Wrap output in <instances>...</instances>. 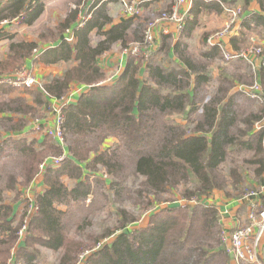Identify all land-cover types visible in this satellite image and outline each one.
I'll return each instance as SVG.
<instances>
[{
  "label": "trees",
  "instance_id": "1",
  "mask_svg": "<svg viewBox=\"0 0 264 264\" xmlns=\"http://www.w3.org/2000/svg\"><path fill=\"white\" fill-rule=\"evenodd\" d=\"M11 1L10 14H0V23L13 19L27 22L29 12L43 5V0ZM102 1H94L85 25L78 26L75 11L51 36L56 40L59 35L71 31L73 42L60 39L56 46L45 49L40 55V59L46 62L74 59L77 63L62 77H54L44 84L43 91L36 94L38 98L45 94L48 102L61 99L73 82L87 89L75 103L63 109L62 127L68 156L61 167L45 169L43 183L47 188L35 202V213L29 219L26 213L16 216L12 205L2 200L0 191V264H36L34 260L40 254L37 244L60 252L57 264H230L229 253L220 235L219 212L215 206L203 202L202 196L214 189H225L228 198H236L261 187L264 135L253 130L260 115L257 110L248 112L247 108L236 106L238 95L231 93L234 80L225 74L217 79L214 90L208 91L210 98L205 101L208 93H203L211 84V72L194 64L193 59L183 54L179 44L175 50L180 53L184 65L164 66L153 57L132 54L119 75L108 81L99 63L102 54L109 51L114 42L120 41L123 47L142 43L144 34L139 17L112 24L106 2L97 7ZM249 1L244 0V4ZM231 2L233 8H240L242 13L241 6L236 5L238 0ZM258 2L264 10V0ZM207 6L203 0H194L192 11L198 12L200 7ZM107 25L110 27L103 30ZM93 29L104 36L96 45L92 44ZM41 38L46 39L45 35ZM207 39L208 35L206 42ZM36 47V43L28 42L11 45L9 58H13V71L24 66ZM222 59L232 61L224 55ZM252 72L264 104V66L256 74ZM253 83L254 78L243 85L249 87ZM8 86L0 83V91L9 92L13 87ZM14 103L18 104L17 101ZM200 107L203 110L198 114ZM15 108L9 110L25 114L30 111L21 104ZM175 115H184L187 123L177 121ZM22 125L20 121L11 129L17 130ZM108 137L119 139L117 149L95 152ZM36 145V142L21 139L13 141L11 147L12 152L22 155L25 184L36 177L47 154L60 155L63 152L62 146L51 137ZM122 149L131 154L133 174L144 178L140 192L147 191L150 195L146 211L148 206L159 205L164 194L178 189L181 184L185 189L180 195L197 196L199 202L158 206V210L149 213L146 226L129 231L125 228L135 219L120 220L117 230L121 231L110 241L103 239L114 234L115 230L107 229L102 234L80 239L69 237L64 225L65 212L58 206L90 193L87 176L79 163H84L86 169L102 164L117 177L112 185L118 184L122 179L115 162L122 160L118 152ZM93 152L97 154L93 156ZM241 162L252 172V184H246ZM119 166L124 169V165L119 163ZM224 166H227V175L222 173ZM68 169L79 180L78 188L69 189L62 181L61 176ZM191 177L197 180L193 187L188 186ZM228 184L232 185V190L226 189ZM262 198L264 200V195ZM259 205L260 209L264 208V202ZM23 229L27 232L25 239L21 236Z\"/></svg>",
  "mask_w": 264,
  "mask_h": 264
},
{
  "label": "crops",
  "instance_id": "2",
  "mask_svg": "<svg viewBox=\"0 0 264 264\" xmlns=\"http://www.w3.org/2000/svg\"><path fill=\"white\" fill-rule=\"evenodd\" d=\"M45 1L47 0L42 1L43 5L39 7L37 10L32 12L30 11L28 14V21L21 23L20 26H16L17 24H14L12 20H4L0 23V39H1L0 53L1 54L6 53V55L2 58H5L6 56L9 55L10 47L13 43H17V42L36 43L37 47L35 50L38 53L32 54L30 58L26 59L24 68L29 73H32L37 80H41V82H44V84H46L49 80H51L54 77H62L69 68L73 67L77 63L74 59L68 61L62 60L56 63L49 61L46 62L40 59L41 56L37 57V55L42 54V52H44L45 49L56 46V43L60 41V39L63 38L68 39V37H66L67 35H70L71 38L74 37L73 33L69 31V33L65 35H59L56 40H52L50 42H45L39 36L37 37V39H35V37L32 34V30H30V28H33L34 22L41 16V14H43L44 12L43 10L45 9ZM91 1L92 0H88V4H91L89 5L90 7L94 4L95 0H93V2ZM138 1H142L141 16L146 15L145 18L147 22L153 21L152 17H154V15H152V13L158 14L162 10L171 9L174 8L175 6L180 13L183 12L186 13L185 25L181 29L178 28L176 22L166 21V20L155 22L153 31L155 33L156 40L153 46V51L149 56H145V57H153L159 64H162L164 66L182 65V64L184 65V63L180 60V53L178 52V50H175L176 44H179V48L183 51V54L193 59L194 64H197L199 67L204 66L211 72L212 80L209 82L211 84H209L208 89H206V91L203 93L204 95H207L208 91L211 92V90H214L215 88L214 86L217 85V79L221 75L225 74L227 76H230L231 79L234 80V86L233 89L231 90V93L238 95L236 99V106L241 109L247 108L245 106V103H243V101L244 98L246 97L248 99V96L246 93L247 91L246 92L244 91V89L246 88L243 87H246L244 86L245 83L248 81H252L253 78L255 79L254 80L255 82L256 78L252 76V74L248 69H247V74L243 75L241 74L242 71L241 68L239 67L234 68L233 65L237 62L245 61L249 63V65H251L253 69H255V71L252 73L256 74V71L260 67H262L261 64L264 61V53L263 56L261 57L251 56L252 62L258 66L257 68H254L253 65L243 57L231 59L232 60L231 62H225L222 59V56L224 55V50L234 53L237 50L243 51L249 48L248 45L251 44L252 42H255L254 44L262 46L264 51V18L262 17L264 15V10L261 8L258 0H250L247 4H244V0H238L236 5L238 4L239 6H241L242 13L240 10V17H238L237 23L234 25L233 31L229 34H226L224 38L221 40V42H215L212 44L206 42L205 38L208 34H210V32L217 30L222 25H224L225 20L229 16L228 13L232 11L234 6V3H232L231 0H228L227 2H224V0H203L209 6L203 8L200 7L198 12L192 11L194 0H191L190 4H184V5H177L176 0H138ZM104 2L106 1L100 2L97 5V7L102 5L101 3ZM113 3L119 5V2H112V3L106 2V6H105L109 16L112 18V24H119L129 17H136V16H128V15H124V17L122 16L117 17L111 14L109 5H112ZM0 5H1L0 9L3 8L0 14H10V11L13 7V6L10 7V5H12L11 0H0ZM89 18H90V14L88 15L87 19H85V21L77 22L78 26L81 27L85 25V22ZM190 21H192V24L188 25V22ZM147 24L145 23L142 24L143 34H144L145 26ZM135 25L136 23L133 24L132 26ZM109 27L110 25L104 26L103 30H107ZM96 35H99L100 37L94 40V37ZM91 37H92V44L94 45H96L100 40L104 39V36L100 35L97 29H93ZM70 41L73 42L74 39ZM256 41H258V43H256ZM114 46H119V48L113 50ZM39 47L41 48L40 52L37 51ZM122 47L123 46L120 41L114 42L111 49L103 53L102 56L99 58V63L106 74V78L107 76L110 75V73L111 76L117 77L119 73L124 69L129 55L123 53ZM37 89H39V91H42L43 86ZM86 89L87 87L82 86L77 82L71 83L70 93L76 91L78 94L75 97V100H73L74 103L78 100L80 94L86 91ZM209 98L210 97L208 93V96H206L205 101H207ZM49 102L51 104H54L55 106L62 105V101H60V99H52V100L50 99ZM258 102H260V105L262 106V109L260 108V111L257 110L259 115L261 116L263 111V104L261 101ZM202 110H203L202 107H200L198 110L199 112L198 114H200ZM28 115L30 114L21 113L18 111L15 112L10 111L9 114H6L4 117L1 118V120L4 118H11L12 120L16 119L17 121H19V123L21 121L23 125L21 129L13 131V132L21 131L20 132L21 134L19 133L18 135L19 137L15 136L16 135L15 133H12L11 134L12 136L10 137L9 134L12 132L11 129L3 130L1 129L3 127L0 128V135L2 134L5 135L2 136V139H0V155L4 153L11 155L12 153H14L12 152L11 147L13 146V141L15 140L22 139V140H26L29 143L36 142L37 143L36 146H38L43 141V139L46 138V135L44 133L42 134V131L38 133L37 130L36 131L33 130L35 129V124L30 121ZM178 121L182 122L183 124L187 123L184 115L179 117ZM39 123L42 126L47 125L48 127H52V126L55 127L54 117L52 115L48 118L40 119ZM253 130L255 131L256 129L254 128ZM7 136L8 138H6ZM110 139L112 138L110 137ZM55 141L57 144L62 146L57 139H55ZM103 144H105V142ZM14 154H18L19 158L21 157V162H22L23 160L22 155H20L19 153H14ZM79 164L83 167L84 176H88L90 169H86L84 163H79ZM21 171H22V164H21ZM252 182H254L253 178H252ZM44 186L45 184L43 183V180H41V182L38 183V187H40L41 189ZM261 186L264 193V177ZM67 187L69 189H72L69 186ZM44 192L45 190L41 191L40 194L42 195ZM263 193L262 192L254 193V195L252 196H247L241 199L237 197L228 198L224 192L215 191V193L214 192L212 193L213 195H215L214 202L212 201L211 197L210 198L204 197L203 201L208 205H212L217 208L220 215V225L222 226L224 231L230 234V232H232L238 226L245 223V221L247 220L248 212L250 211L249 209L251 208L252 204L261 203V201L263 200L262 198L264 195ZM20 204L21 202L19 201L11 204L16 216H20L19 215ZM60 206H58V208ZM263 250H264V240L262 242V247L260 250V258L264 262V256L263 254H261ZM40 256L41 253L38 254L37 258L34 260V263L43 264V263H39L38 261ZM229 257H230L229 259L230 264H246L243 262H238L231 255H229Z\"/></svg>",
  "mask_w": 264,
  "mask_h": 264
},
{
  "label": "rangeland",
  "instance_id": "3",
  "mask_svg": "<svg viewBox=\"0 0 264 264\" xmlns=\"http://www.w3.org/2000/svg\"><path fill=\"white\" fill-rule=\"evenodd\" d=\"M91 2H93V0ZM89 5L91 4H88V0H47L45 1V9L43 10V14H41V16L34 22L33 28H30V30H32V34L35 39H37L38 36L41 38L42 35H45L46 39H44V41L50 42L53 40L51 36L54 33L58 32V27L66 18L70 16L72 12L77 11V22L85 21V19H87L89 15ZM109 8L111 14L117 17H124V13L122 12L120 4L118 5L113 3L112 5H109ZM163 11L165 10H162L158 14L152 13V15H154V17H152L153 21L156 20ZM138 16L140 17V20L141 22H143V24L149 23L145 18L146 15L141 16V14H139ZM231 16L232 12H230L228 18L225 20L224 25H222L219 29L210 32V34H208V38L212 34L214 35L218 32L223 31L226 28V25L229 22ZM12 22L14 24H17L16 26H20L21 24L16 21ZM232 31H230V33ZM66 37L71 39L70 35H67ZM98 37L100 36L96 35L94 37V40L98 39ZM254 43L255 42H252L248 46L251 47L253 45H257ZM256 43H258V41H256ZM118 48L119 46H114L113 50ZM40 49L41 48L39 47L37 51L40 52ZM35 53L38 52H36L35 50L33 51V54ZM140 54L144 56H149L145 55L144 53ZM5 55L6 53H0V83H5L9 86H12L13 88L11 90H8L9 92L7 93H3L2 91H0V128L3 127L1 129L10 130L14 124L19 123V121H17L16 119L12 120L11 118H4L1 120V118L4 117L6 114H9V112L11 111L9 109H16L15 107L21 104V107H23L24 105L25 109L30 108V111L27 114H30L28 115L30 121L35 124V129L33 130H37L38 133L42 131V134L44 133L46 135V138L50 139L51 137L55 140V136L54 134H51V132L49 131V127L47 125V127L42 126L39 123V120L48 118L51 115L55 117L57 114V110L59 111V109L61 110V114H63V109L66 105L59 107L55 106L54 104H51L46 100L45 94L44 96L38 98L36 94L40 91L37 88H41L42 86L44 87V82H41V80H37L32 73H29L24 68V66H22V68L18 70L13 71V58H9L10 53L5 58H2ZM40 55L42 54H38L37 57H39ZM233 67L241 68V74L243 75L247 74V69L251 72L255 71L252 66L245 61L237 62L233 65ZM249 67L251 68V70ZM2 69H7L8 71H2ZM28 74L35 79L32 85L22 83L24 81V76H27ZM109 76H111V73ZM109 76H107V78ZM243 88H246L245 90L248 93V99L246 97L243 101V103H245V106L248 108V112H253V110L260 111V108L262 109V106L258 101H261V99L255 101L256 98L252 96L253 92L251 86ZM70 92L71 90H69L68 93L71 94ZM68 93L66 95H69ZM14 101H17L19 105L14 103ZM174 118L177 121L179 120L178 115H175ZM62 124L60 126V132L62 133L63 141L66 145L64 128L62 127ZM19 129H21V127H19L17 130ZM20 132L12 131L9 136L11 137L12 133H15V136H18ZM2 136L5 135H0V139H2ZM6 138H8V136ZM111 138L112 139L108 137L104 139L97 148V150H95V152H102L108 150L112 152L113 150H116L117 147L120 145V141L117 137ZM104 142L105 144H103ZM95 152L92 153L93 156L97 154ZM118 152L122 155V160L120 162H115L117 163L116 166L119 168L118 174L121 175L120 178L122 179H119L120 181L118 184L112 185V182L115 181V178L117 177L114 176L112 172H109L107 168L104 167L102 164L98 165L97 167L90 166V171L88 170L89 174L86 179L88 184L90 185V188L88 187L90 193L87 194L86 197H82L79 200H70V202L63 204L59 207L65 212L63 214L64 225L66 233L69 237L80 239L86 238L87 236L92 234H102L107 229L115 230L114 234L103 239V241H110L116 234H118V232L121 231L117 230V226L119 225L120 220H125L129 217L135 219L132 224H129L125 228V231H129L134 228L146 226L148 223L149 213H151L153 210H158V206L159 208H163L167 206H172V204L175 203L197 204L199 202L197 196L180 195V191H183L185 189V185L181 184L178 189H173L170 192L164 194V196H162V198L164 199L159 203V205H155L154 207L153 205L148 206L149 210L146 211L147 200L149 198L148 196L150 195H148L147 191L140 192L141 182L144 178L142 176H136L135 174H133L134 168L133 163L131 161L132 158L130 152H127L123 149L119 150ZM62 153L60 155L49 153L45 156L42 163L45 161L46 158L59 157L62 156ZM63 163L64 160L61 161L58 166L49 167L58 168L61 167ZM119 163L124 165V169H120L121 166H119ZM21 164V157L19 158L18 154L12 153L10 155L4 153L0 155V191L3 198L2 200L4 202L10 204L16 203L18 201L21 202L19 215L22 216L24 213H26L27 219H29V217H31L36 211V207L31 208L32 202L35 203L41 195L40 192L46 190L47 188L45 185L43 188L40 189V187H38V183L43 180V175L46 171L45 169L48 167H44V169H42L40 164L39 172L36 177L29 184H25L24 176L21 171ZM240 164L243 166L242 170H244L243 173L245 175L244 180H246V184H251L252 176L250 175H252V172L250 171V169L244 166L242 162ZM222 173L227 175V166L223 167ZM61 179L67 186L72 189L74 187H77V183L79 181L75 176H72V174L70 173V169H68L67 172H65V174L61 176ZM196 183L197 180L194 177H191L188 186L193 187ZM226 189L232 190V185L228 184ZM224 190L225 189H214L210 194L203 195L202 200L204 199V197H211L212 201L214 202L215 195H213L212 193H215V191L224 192ZM260 192L263 193L262 186H259L257 188V191L251 190L250 192L245 193L237 198L243 199L244 197L249 196L250 193ZM194 199L195 201H193ZM262 202H264V200L261 201V204ZM246 222L247 220L245 221V223ZM26 233L24 231L22 239H25ZM220 235L224 240L225 234L223 233L222 226ZM36 248L41 253V256L38 259L39 263L56 264L59 260L60 252L56 253L54 251H51L50 249L40 244H37ZM85 254H88V252H86ZM261 254H263L264 256V250ZM260 260L262 261L261 258Z\"/></svg>",
  "mask_w": 264,
  "mask_h": 264
},
{
  "label": "built area",
  "instance_id": "4",
  "mask_svg": "<svg viewBox=\"0 0 264 264\" xmlns=\"http://www.w3.org/2000/svg\"><path fill=\"white\" fill-rule=\"evenodd\" d=\"M104 1L110 3L119 2L124 15L138 16L142 12L141 11L142 1H138V0H104ZM190 3L191 0H176L177 5H184ZM231 12H232V16L229 22L227 23L226 28L221 32L209 36V38L207 39L208 43L212 44L215 42H221L224 36L226 34H229L230 31L234 29V25L237 23L238 17H240V9L238 10L232 9ZM164 20L176 22L178 28L181 29L185 25L186 13L184 12L180 13L179 10L176 8V6L174 8H171L170 10L163 11L156 20L149 22L145 26L144 41L142 43H134L131 44L130 46L122 48L123 53L128 55H132V54L139 55L140 53H144L145 55H150L153 51V46L156 40V36L153 31L154 24L155 22L164 21ZM12 21L19 22L17 19H13ZM72 39L73 37L71 39L68 38L67 40L70 41ZM263 53H264L263 47L259 45H253L243 51L235 52V53L224 50V56L226 57V59L243 57L247 59L253 65L254 68H257L258 66L252 62L251 56L261 57L263 56ZM261 66H264V61L262 62ZM115 78L116 76H109L107 80L111 81ZM34 81L35 79L28 74L27 76H24V81L22 83H25L27 85H32ZM251 89L253 92L252 96L256 98V100H260L261 93L257 81L254 82V84L251 86ZM77 95H78L77 92L73 91L71 94L61 98L60 101H62V105H59V107L74 103L73 100H75V97ZM62 122H63V115L61 114V110L59 109V111L57 110V114L54 117L55 127L53 126L49 127V131L51 132V134H54L55 139H57L58 142L62 145L63 153L62 156L59 157L46 158L45 161L41 164L42 169H44V167H49V166H58L61 163V161L65 160L66 157L68 156L66 151V145L64 144L62 133L60 132V126ZM254 128L257 131L263 132L264 135V104H263L262 114L260 118L257 121H255ZM263 148H264V136H263ZM251 195H254V193H250L249 196ZM193 201H195V199ZM259 204L260 203L252 204L250 211L248 212L247 215V222L244 225L238 226L236 229L230 232V234H228L226 231L223 230V233L225 234L223 241L225 243L226 250L228 251L229 255L233 256L238 262L249 263V264H264V262L261 261L259 258L262 242L264 240V208L260 209ZM33 207H35L34 202H32L31 204V208ZM24 229L21 231V236L23 235Z\"/></svg>",
  "mask_w": 264,
  "mask_h": 264
}]
</instances>
